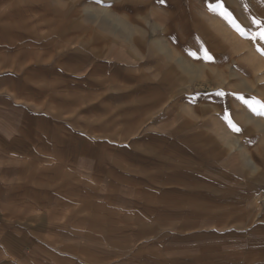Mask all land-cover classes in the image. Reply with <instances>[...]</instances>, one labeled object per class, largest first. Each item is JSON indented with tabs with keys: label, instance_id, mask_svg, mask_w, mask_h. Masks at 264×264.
I'll use <instances>...</instances> for the list:
<instances>
[{
	"label": "rangeland",
	"instance_id": "obj_1",
	"mask_svg": "<svg viewBox=\"0 0 264 264\" xmlns=\"http://www.w3.org/2000/svg\"><path fill=\"white\" fill-rule=\"evenodd\" d=\"M257 20L264 0H0L14 65L0 83L25 127L44 103L43 47H79L78 110L109 160L94 198L109 194L108 225L88 230L98 264H264V114L237 99L264 112Z\"/></svg>",
	"mask_w": 264,
	"mask_h": 264
},
{
	"label": "crops",
	"instance_id": "obj_2",
	"mask_svg": "<svg viewBox=\"0 0 264 264\" xmlns=\"http://www.w3.org/2000/svg\"><path fill=\"white\" fill-rule=\"evenodd\" d=\"M43 48L50 57L38 80L44 103L32 117L36 126L9 112L16 87L0 83V264H98L102 255L88 230L95 221L108 225L109 194L102 193V204L94 200L95 184L104 182L96 174L109 165L99 157L105 144L93 137L92 115L78 110L79 47ZM13 67L0 62V69Z\"/></svg>",
	"mask_w": 264,
	"mask_h": 264
},
{
	"label": "snow or ice",
	"instance_id": "obj_3",
	"mask_svg": "<svg viewBox=\"0 0 264 264\" xmlns=\"http://www.w3.org/2000/svg\"><path fill=\"white\" fill-rule=\"evenodd\" d=\"M98 2H100V0H98ZM221 7H222V5H221ZM224 14L226 15V18L231 19V14L227 13V10H225ZM255 23L257 24L258 27L262 28V30L258 33V35H259L261 40H264V22H261V21L257 20V21H255ZM237 27H238V30L241 32L242 35H247V33H245L243 31V29H239V26H237ZM252 38L255 39V37H252ZM204 58L206 60H209V61L212 60V56L208 54L207 50H205V52H204ZM217 94L220 95V96H224L225 95V93L222 92V91L217 93ZM237 99L243 101L256 114H258V115L264 114V112H260L255 107H253L252 104L249 103V101L245 100V98L243 96H238ZM256 103L260 104V108L261 109H264V103H260L259 101H257ZM227 123H228V126L232 129V131L237 132V133L241 132V128L238 127L237 124L233 122L231 117H229L227 119Z\"/></svg>",
	"mask_w": 264,
	"mask_h": 264
}]
</instances>
